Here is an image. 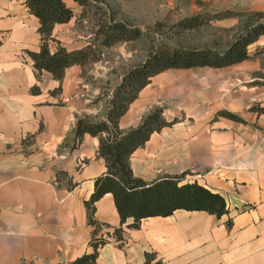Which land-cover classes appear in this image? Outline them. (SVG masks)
Here are the masks:
<instances>
[{
  "label": "crops",
  "instance_id": "obj_1",
  "mask_svg": "<svg viewBox=\"0 0 264 264\" xmlns=\"http://www.w3.org/2000/svg\"><path fill=\"white\" fill-rule=\"evenodd\" d=\"M65 1L74 14L54 25L51 52L92 43L76 23L83 4ZM232 4L197 13L234 9ZM239 7L264 10V0H240ZM239 19L207 23L229 30ZM40 25L26 0H0V264H73L93 251L95 225L86 201L96 177L107 171L99 135L86 131L79 139L76 123L83 116L106 119L109 101L97 99L80 63L69 65L62 78L35 66L30 51L41 49ZM248 51L247 58L224 66L155 73L119 118L128 129L162 107L174 122L132 152L134 174L153 180L189 171L181 182L197 180L220 192L227 211L177 208L143 217L139 225L131 216L118 238L121 215L114 194L106 192L93 211L102 223L98 234L107 237L98 264H264V111L252 108L264 107V33ZM226 110L241 118L221 112Z\"/></svg>",
  "mask_w": 264,
  "mask_h": 264
},
{
  "label": "trees",
  "instance_id": "obj_2",
  "mask_svg": "<svg viewBox=\"0 0 264 264\" xmlns=\"http://www.w3.org/2000/svg\"><path fill=\"white\" fill-rule=\"evenodd\" d=\"M85 4L86 0H78ZM30 9L40 18L42 44L40 51H30L38 69L46 68L62 78L69 65L86 64L89 59H96L95 49L90 45L83 48L68 49L59 45L51 52L49 40L57 22H65L73 16V9L65 0H26ZM244 11L224 9L214 14H193L180 19L176 24L181 28L199 27L209 18L230 15H242ZM264 11H256L262 15ZM207 15L206 20L203 16ZM104 37L102 43L110 46L122 39L136 38L140 29L130 27L123 21H113L98 28ZM264 33V20L260 18L246 21L244 28L224 50L214 47L167 46L152 51L145 61L132 67L123 77L118 89L113 93L106 119L93 120L89 116L77 119L76 134L81 138L84 132L99 135V154L106 159L107 171L95 179V187L86 201L89 222L95 225L90 240L93 251L78 256L73 264H98L99 247L107 242V237L99 235L102 226L93 216L95 201L106 192H112L121 215V226L114 233L123 238V223L128 217H134L133 225H139L143 217L150 215H168L177 208L206 209L221 215L227 211L226 198L197 180L181 182L189 171L179 174H164L153 180L136 176L130 163L132 152L144 144L150 134L161 127L172 124L163 116L162 107H156L146 114L137 126L122 129L119 118L125 112L138 90L149 81L150 76L169 67H189L197 65L224 66L240 61L249 56L248 45ZM253 109L263 110L256 105ZM223 114L240 119L231 111Z\"/></svg>",
  "mask_w": 264,
  "mask_h": 264
},
{
  "label": "rangeland",
  "instance_id": "obj_3",
  "mask_svg": "<svg viewBox=\"0 0 264 264\" xmlns=\"http://www.w3.org/2000/svg\"><path fill=\"white\" fill-rule=\"evenodd\" d=\"M228 4L240 9V0H86L76 23L81 30L91 34L92 43L89 45L97 54L96 59H89L84 64L90 87L98 91L97 99L109 101L110 105L124 75L135 65L143 63L155 49L211 42L215 48L223 50L243 30L246 21L264 20V13L255 14L259 10L244 9V13L238 15L239 21L229 30L213 22H206L201 28H181L176 24L186 16L198 14L202 8L211 7L212 11ZM206 17L204 15L203 20ZM118 20L139 28V36L104 45V35L97 31L98 28Z\"/></svg>",
  "mask_w": 264,
  "mask_h": 264
}]
</instances>
